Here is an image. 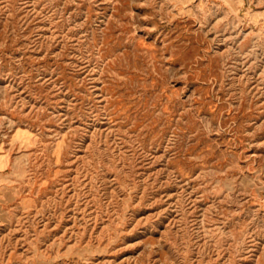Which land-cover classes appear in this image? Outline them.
I'll use <instances>...</instances> for the list:
<instances>
[{
    "label": "rangeland",
    "instance_id": "rangeland-1",
    "mask_svg": "<svg viewBox=\"0 0 264 264\" xmlns=\"http://www.w3.org/2000/svg\"><path fill=\"white\" fill-rule=\"evenodd\" d=\"M0 264H264V0H0Z\"/></svg>",
    "mask_w": 264,
    "mask_h": 264
}]
</instances>
